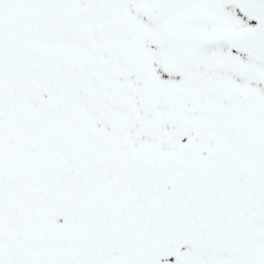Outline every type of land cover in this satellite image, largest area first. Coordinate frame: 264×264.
<instances>
[{"label": "snow or ice", "instance_id": "snow-or-ice-1", "mask_svg": "<svg viewBox=\"0 0 264 264\" xmlns=\"http://www.w3.org/2000/svg\"><path fill=\"white\" fill-rule=\"evenodd\" d=\"M0 264H264V0H0Z\"/></svg>", "mask_w": 264, "mask_h": 264}]
</instances>
